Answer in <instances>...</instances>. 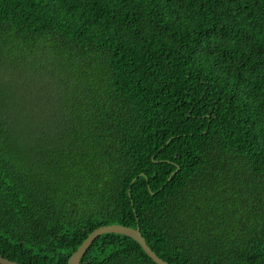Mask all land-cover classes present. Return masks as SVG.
I'll list each match as a JSON object with an SVG mask.
<instances>
[{
	"label": "trees",
	"instance_id": "16d2710c",
	"mask_svg": "<svg viewBox=\"0 0 264 264\" xmlns=\"http://www.w3.org/2000/svg\"><path fill=\"white\" fill-rule=\"evenodd\" d=\"M106 224L264 264V0H0V256L68 264ZM80 263L156 264L117 233Z\"/></svg>",
	"mask_w": 264,
	"mask_h": 264
},
{
	"label": "water",
	"instance_id": "95a60500",
	"mask_svg": "<svg viewBox=\"0 0 264 264\" xmlns=\"http://www.w3.org/2000/svg\"><path fill=\"white\" fill-rule=\"evenodd\" d=\"M169 141V140H168ZM104 233H117L123 234L134 239L143 249V251L148 255L149 258L156 264H171L162 258H160L146 243L144 237L142 236L139 227L124 226L121 224H106L98 226L93 229L88 235L81 241L79 246L68 258V264H81L80 258L84 255L86 250L90 247L92 242L101 234ZM0 264H21L14 260L7 259L0 256Z\"/></svg>",
	"mask_w": 264,
	"mask_h": 264
},
{
	"label": "rangeland",
	"instance_id": "374dc122",
	"mask_svg": "<svg viewBox=\"0 0 264 264\" xmlns=\"http://www.w3.org/2000/svg\"><path fill=\"white\" fill-rule=\"evenodd\" d=\"M16 82H14V84H12L14 88H16V85H17ZM17 87H18V85H17ZM26 87L28 88V89H26V94H25L27 96L26 98H30V97H32V95L35 94V89H36L37 86L36 85H32L31 89H30V87L28 85H26ZM39 95H40V92L36 96H39Z\"/></svg>",
	"mask_w": 264,
	"mask_h": 264
}]
</instances>
